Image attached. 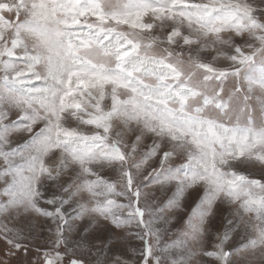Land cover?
Instances as JSON below:
<instances>
[{
  "label": "snow or ice",
  "instance_id": "obj_1",
  "mask_svg": "<svg viewBox=\"0 0 264 264\" xmlns=\"http://www.w3.org/2000/svg\"><path fill=\"white\" fill-rule=\"evenodd\" d=\"M20 253L264 264V0H0V264Z\"/></svg>",
  "mask_w": 264,
  "mask_h": 264
},
{
  "label": "rangeland",
  "instance_id": "obj_2",
  "mask_svg": "<svg viewBox=\"0 0 264 264\" xmlns=\"http://www.w3.org/2000/svg\"><path fill=\"white\" fill-rule=\"evenodd\" d=\"M145 143L146 144H150L151 143V139L150 138L147 139ZM170 162L173 163V164H177L178 165L182 161H181V159L179 157H176V158H174ZM149 164L151 166H157L155 159L152 160V161H150ZM148 170L150 171L151 168H149ZM241 170L251 173L254 178H261V176H260V170L257 169V168H242ZM168 194L170 195V193H168ZM196 195L197 194L195 192H193L191 195H189L187 197V199H186V203L191 204L192 201H193V199L196 198ZM157 196H159L161 200L164 198L163 196L160 195V193L158 191H157ZM180 215L181 216H185L186 213H182ZM220 222H221L220 221V218H217L216 223L219 224ZM42 223H44L43 218H38L37 219V224H42ZM181 224H182V220L178 216L177 217V220L173 222V224L171 225V227L172 228H179L181 226ZM160 226L163 227V225H160ZM174 238H175L174 236H171V235L166 234L163 239L165 241H167V240L174 239ZM131 246L137 248L138 250L142 247V245L140 244V242L138 240H133L131 242ZM24 260H25V257L23 255V253H20V254H18V257L13 260V264H23Z\"/></svg>",
  "mask_w": 264,
  "mask_h": 264
}]
</instances>
